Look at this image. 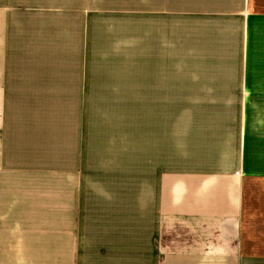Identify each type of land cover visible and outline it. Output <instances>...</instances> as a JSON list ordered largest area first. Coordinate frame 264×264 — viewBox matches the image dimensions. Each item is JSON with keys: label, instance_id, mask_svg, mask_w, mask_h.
I'll use <instances>...</instances> for the list:
<instances>
[{"label": "crops", "instance_id": "1", "mask_svg": "<svg viewBox=\"0 0 264 264\" xmlns=\"http://www.w3.org/2000/svg\"><path fill=\"white\" fill-rule=\"evenodd\" d=\"M87 2L0 0V264H264V0L144 2L196 106L150 199L83 134L64 26Z\"/></svg>", "mask_w": 264, "mask_h": 264}, {"label": "rangeland", "instance_id": "2", "mask_svg": "<svg viewBox=\"0 0 264 264\" xmlns=\"http://www.w3.org/2000/svg\"><path fill=\"white\" fill-rule=\"evenodd\" d=\"M144 2L88 0L94 8L68 9V21L80 23L64 27L68 39L79 40L77 47L68 44V55L84 69L83 134L98 139L101 160L143 166V196L150 199L156 167L171 160L173 129H183L185 114L196 106L173 104L172 90L164 87L171 74L162 70L188 58L171 56V42L154 15L143 14Z\"/></svg>", "mask_w": 264, "mask_h": 264}]
</instances>
